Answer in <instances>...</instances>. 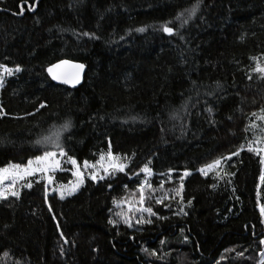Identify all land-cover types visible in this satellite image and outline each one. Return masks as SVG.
<instances>
[{
	"label": "trees",
	"instance_id": "obj_1",
	"mask_svg": "<svg viewBox=\"0 0 264 264\" xmlns=\"http://www.w3.org/2000/svg\"><path fill=\"white\" fill-rule=\"evenodd\" d=\"M19 3H0V65L22 69L0 89V170L54 150L37 141L69 120L67 158L111 151L128 167L66 199L34 181L1 201L0 264H260L264 151L248 146L264 149V0H39L23 15ZM168 21L177 35L161 30ZM64 60L87 67L77 89L49 77ZM185 171L181 204L173 189ZM144 180L156 216L136 224L117 204L140 207Z\"/></svg>",
	"mask_w": 264,
	"mask_h": 264
},
{
	"label": "snow or ice",
	"instance_id": "obj_2",
	"mask_svg": "<svg viewBox=\"0 0 264 264\" xmlns=\"http://www.w3.org/2000/svg\"><path fill=\"white\" fill-rule=\"evenodd\" d=\"M5 0H0V3H4ZM39 3V0H20V3L18 5V13L20 15H23L25 10H27L28 12H34L36 11V7L35 5ZM200 3H202V0H200ZM199 3L195 4L193 7L189 8V9H185L183 12H181L175 19L177 21H180L181 26L183 24H186L188 22L189 19L193 18L198 10H199ZM5 9H0V11H4ZM16 13H14L15 15ZM174 21H168L167 23H165L164 25H161V30L166 33L169 36H173V35H177L178 33L174 31L173 27L169 26L171 24H173ZM145 29L141 28L138 29L137 31L143 32ZM85 36H89L88 33H84ZM89 38H94L92 36H89ZM68 61H63L64 65H68ZM61 67V65H54L53 67L48 68V72L52 75V78L54 80H58L60 83H64V84H71L73 87L76 86V84L79 82L80 80V72L83 69V65H71V67L75 68L76 71L72 74L69 75H63V74H58L56 71H54V69H59ZM0 70H2V72L7 73L8 75H12L13 72H20L22 71V69L17 66L15 69H8L6 66L4 65H0ZM256 72L264 74V67L260 66L259 64H257ZM261 78H264V75H262ZM249 79H251V76H249ZM3 75L0 74V87L3 86ZM41 108L45 107V105L41 104L40 105ZM253 115L255 116L256 113H253ZM260 119L264 120V115L260 116ZM72 124L71 121H66L64 122L63 125H61L59 128H56L55 126L49 130V134L45 135L43 137V139L38 140L37 143L38 144H42V145H51V148L54 150H46L44 151V153L42 155H39L35 158V161L29 160L28 164L26 167L21 168L20 165H12V168L14 169H18L20 170V172L22 173V175H18L17 173H13L12 176L10 177L11 179H13V183L10 184L8 186V188H0V200H6L8 199V195L10 194L11 196H15V197H19V192L18 191H13L12 189L15 187V180L17 178L19 179H23L24 176L27 175H33L36 172H49V171H53L55 170L56 167L59 166V160L56 159L57 155H59L60 157H64L67 156V153L64 151L62 143H61V137L65 132H68L71 130ZM252 127H255V125H252ZM243 150V149H241ZM248 151L249 152H255L257 155L261 154V151H264V149H257L252 147L251 145L248 146ZM235 155H239V153H235ZM228 159H230L231 157H227ZM35 162V164L37 165V167H33V163ZM68 162L73 165L76 168V171L73 172V175L77 178L76 183L70 185L67 189L68 191V195H72L74 191H76L84 182V173L81 171L77 160H75L74 158L68 157ZM150 163V162H149ZM261 163L264 164V158L261 159ZM220 161L217 160L215 161V163L213 165H209L208 167H215L216 165H219ZM85 170L91 169L92 171L89 172L88 174V178L93 180V181H99V180H104L106 177L113 175L116 172H120V173H124L126 168L128 167L127 163H123L121 162V159L114 156L111 151H109L107 153V155H101L99 158V161H97L94 164H90L87 161L84 162L83 165ZM8 169H3L0 170V172H7ZM141 171L146 175V176H151L152 175V170L151 168L148 167V165H145ZM201 173L204 172V169H200ZM191 175L190 172L185 171L182 174L181 177V183L179 185V188L177 189H173V193L175 196L180 197V202L181 204L183 203V197L181 195V193L183 192L184 189V185H183V177H187ZM5 180V176L0 175V185H3ZM260 180L262 183H264V175H262L260 177ZM49 183H51V178L49 177ZM26 187L31 188V184H27ZM148 188L149 191H153L148 183V180H144L141 183L140 188L138 189L139 193H140V197L138 200V204L140 205V207L136 208V209H132L131 207H129V211H137L139 212L140 218L136 219V224H140V223H151L152 221L150 219L145 220L143 217L144 213H147V215L149 217L151 216H156V213L152 211L151 207H143L144 203H145V189ZM161 188H163V182H161ZM64 198L63 192H61V199ZM169 199L168 193L165 192L163 196H161L160 198L156 199V203H163L164 200ZM190 201H189V206H190ZM122 204H117V207H122ZM51 210V209H50ZM179 212H182L184 215H187L186 212L183 211V207H181L179 209ZM261 215L264 216V206L261 207L260 209ZM179 214V213H178ZM116 215L120 216L123 223H125L129 228L133 227V224L131 222L130 217L123 212H118L116 213ZM110 224H112L114 227H117V222L114 220H110L109 221ZM67 242V241H66ZM163 243V241L161 242ZM261 244H264V240L260 241ZM145 252H147V249H144ZM152 255H156L155 252L151 253ZM7 255V254H6ZM261 260H260V264H264V252H262L261 254Z\"/></svg>",
	"mask_w": 264,
	"mask_h": 264
},
{
	"label": "rangeland",
	"instance_id": "obj_3",
	"mask_svg": "<svg viewBox=\"0 0 264 264\" xmlns=\"http://www.w3.org/2000/svg\"><path fill=\"white\" fill-rule=\"evenodd\" d=\"M0 73L3 75V81H4V79L6 77L12 76L15 72H13L12 75H8L7 73L2 72V70H0ZM0 89H1V87H0ZM107 153H105L103 155L106 156ZM118 158L121 159V162L127 163V161L125 159H123L121 157H118ZM56 159H58L60 163H59V166L55 168V170L49 171V172H44V173L36 172L33 175L24 176L23 179L17 178L15 180V187L12 190L13 191H18L19 192V196H20L21 192L24 189H29L28 187H26L27 184H31V186H32L34 181H44L46 183L47 191H48L49 195L57 194L59 196V198L61 199V192H63V195H64L63 199H66V198H69V197L77 194L83 188V186L85 185L86 181L87 180H91V179L88 178V174L92 170L91 169L85 170L84 167H83L84 164H78L80 169H81V171L84 173V182L76 191L73 192L72 195H68V191H67L68 187L70 185L76 183V180H77V178L73 175V172L76 171V168L68 162V158L66 156L60 157L59 155H57ZM32 161H35V160H32ZM98 161H99V159H98ZM90 164H94V163H90ZM26 166H23V167L21 166V168H24ZM32 166L33 167H37L35 162L33 163ZM219 167H220V165H216L215 167H211V168L210 167L206 168V169H204L203 174L204 175H209L210 173L215 172L216 170H218ZM5 169H8V171L7 172H0V175L5 176L4 183H3V185H0V188H5L6 189V188H8V186L10 184L13 183V179L10 178L12 176V174L13 173H17L18 175H22V173L20 172V170L12 168V166H9V167H7ZM117 173L118 172L114 173L113 175H116ZM59 175H69V176H71V180L68 183H61L58 180V176ZM113 175H111V176H113ZM49 177L51 178V183H49ZM99 181H101V180H99ZM96 182H98V181H96ZM11 197H15V196H11L9 194L8 195V199L11 198ZM1 201H3V200H0V202ZM123 207H126L128 210H129V207H131L132 209H136V207L131 206V205H123ZM132 212H137V211L133 210ZM134 215L136 216L135 217L136 219H139L141 214L139 212H137ZM143 217H144V215H143Z\"/></svg>",
	"mask_w": 264,
	"mask_h": 264
},
{
	"label": "water",
	"instance_id": "obj_4",
	"mask_svg": "<svg viewBox=\"0 0 264 264\" xmlns=\"http://www.w3.org/2000/svg\"><path fill=\"white\" fill-rule=\"evenodd\" d=\"M168 36H169V35H168ZM64 61H68V60H64ZM68 62H69L68 65H64V64H63V61L54 64V65H61V67H60L59 69H54V71H56L58 74L69 75V74H72V73H74V72L76 71V69L73 68V67H71V65H80V64H81V63H77V62H73V61H68ZM54 65H53V66H54ZM82 65H83L84 67H83L82 71L80 72V80H79V82L76 84L75 87H73L71 84L60 83L58 80H54V79L52 78V75H51L49 72H48V74H49L50 79H51L55 84H57V85H62V86H65V87H68V88H71V89H77V88H79L80 86L83 85V83H84V79H85V75H86V71H87V67H86L84 64H82ZM53 66H51V67H53Z\"/></svg>",
	"mask_w": 264,
	"mask_h": 264
},
{
	"label": "bare ground",
	"instance_id": "obj_5",
	"mask_svg": "<svg viewBox=\"0 0 264 264\" xmlns=\"http://www.w3.org/2000/svg\"><path fill=\"white\" fill-rule=\"evenodd\" d=\"M174 20V19H173ZM52 81V80H51ZM231 256V255H230ZM150 258V257H149Z\"/></svg>",
	"mask_w": 264,
	"mask_h": 264
}]
</instances>
